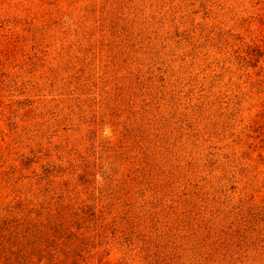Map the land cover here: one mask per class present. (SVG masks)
<instances>
[{
	"label": "rangeland",
	"instance_id": "1",
	"mask_svg": "<svg viewBox=\"0 0 264 264\" xmlns=\"http://www.w3.org/2000/svg\"><path fill=\"white\" fill-rule=\"evenodd\" d=\"M0 264H264V0H0Z\"/></svg>",
	"mask_w": 264,
	"mask_h": 264
}]
</instances>
